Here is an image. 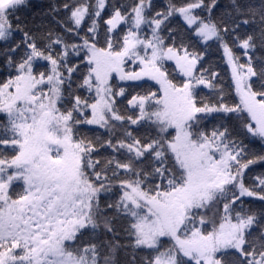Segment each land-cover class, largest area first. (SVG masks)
Returning <instances> with one entry per match:
<instances>
[{
	"label": "snow or ice",
	"instance_id": "snow-or-ice-1",
	"mask_svg": "<svg viewBox=\"0 0 264 264\" xmlns=\"http://www.w3.org/2000/svg\"><path fill=\"white\" fill-rule=\"evenodd\" d=\"M0 264H264V0H0Z\"/></svg>",
	"mask_w": 264,
	"mask_h": 264
}]
</instances>
